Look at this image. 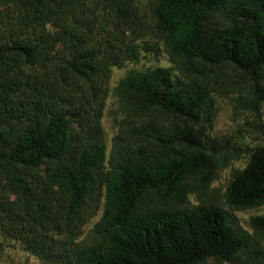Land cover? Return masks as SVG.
I'll return each instance as SVG.
<instances>
[{
  "label": "trees",
  "instance_id": "16d2710c",
  "mask_svg": "<svg viewBox=\"0 0 264 264\" xmlns=\"http://www.w3.org/2000/svg\"><path fill=\"white\" fill-rule=\"evenodd\" d=\"M0 264H264V0H0ZM163 49L169 64L113 67ZM230 96L234 134L212 133ZM245 158L222 194L218 170ZM101 206V207H100ZM95 239L82 226L98 213Z\"/></svg>",
  "mask_w": 264,
  "mask_h": 264
},
{
  "label": "rangeland",
  "instance_id": "374dc122",
  "mask_svg": "<svg viewBox=\"0 0 264 264\" xmlns=\"http://www.w3.org/2000/svg\"><path fill=\"white\" fill-rule=\"evenodd\" d=\"M6 11V6H0V27L2 26V20L5 19L4 12ZM155 64H169L168 56L163 49H160L158 52H144L139 62L128 63L125 67L117 68L113 67L110 77V90L109 97L107 99V104L102 116V124L104 127V132L106 136L108 149L111 145V137L115 133V122H114V104L115 98L111 96V90L117 81L125 74L127 69L131 68H143L145 66H151ZM217 110L215 113V118L212 127V133L215 135H224V134H234L239 123H241L245 116L239 115L236 116L233 111V101L230 96H219L217 97ZM262 113L264 118V106L262 107ZM246 141L249 146H256L264 143V136L256 134H248L245 136ZM245 164V158L233 161L228 167L220 169L215 175L213 180V186L216 191L222 194L228 184V181L234 171L238 167H242ZM101 207V206H100ZM98 209L93 217L84 223L82 226V232L78 237V241L81 243H91L95 239V233L93 226L98 220L99 213L101 209ZM264 212V206L257 208H251L246 210L235 211L236 218L239 224L250 230L249 219L254 214H260ZM9 259H12L14 264H39L37 260L33 257H30L25 251L19 247H9ZM209 264H213V261H209ZM226 264V263H225Z\"/></svg>",
  "mask_w": 264,
  "mask_h": 264
}]
</instances>
